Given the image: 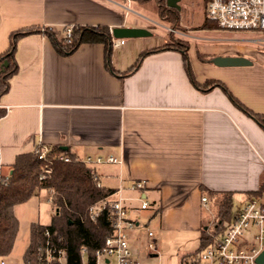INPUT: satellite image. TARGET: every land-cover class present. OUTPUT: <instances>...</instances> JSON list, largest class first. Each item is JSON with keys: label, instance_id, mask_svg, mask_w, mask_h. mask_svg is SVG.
Instances as JSON below:
<instances>
[{"label": "crops", "instance_id": "1", "mask_svg": "<svg viewBox=\"0 0 264 264\" xmlns=\"http://www.w3.org/2000/svg\"><path fill=\"white\" fill-rule=\"evenodd\" d=\"M124 8L128 10L121 0H0V55L8 50L12 32L34 30L17 39L16 70L0 94V172L9 174L18 154L41 145L66 146L79 158L112 155L120 162L102 163L94 170L100 184L121 187L130 215L137 216L127 237H137L141 212L153 209L158 234L178 235L179 244L170 253L163 251L164 238L148 229L151 257L169 263L182 250L178 259L185 264L200 246L202 230H209L211 221L202 216L203 207L210 205L208 192L231 191L233 198L239 195V206L245 192L264 183V126L220 86L205 91L196 87L185 71L184 52L153 50L163 46L165 37L128 23ZM70 24L140 26L152 33L121 38L106 61L102 43L83 42L70 53L58 51L45 28L60 38ZM144 51L151 52L130 71ZM201 55L242 56L250 64L220 67ZM187 62L198 82L219 80L247 109L264 115V50L244 45L197 53L188 49ZM134 180L144 181L141 191L129 189ZM48 195L47 189H39L14 206L18 231L0 264H24L30 225L49 224L54 213ZM138 197L149 206L135 213ZM47 203L49 221L44 220ZM187 232L193 233L190 245L188 236L181 235ZM196 241L195 249L183 251Z\"/></svg>", "mask_w": 264, "mask_h": 264}, {"label": "trees", "instance_id": "2", "mask_svg": "<svg viewBox=\"0 0 264 264\" xmlns=\"http://www.w3.org/2000/svg\"><path fill=\"white\" fill-rule=\"evenodd\" d=\"M144 2L146 0H133ZM205 1V5L207 0ZM157 10L161 17H165L173 27L177 24L175 9L167 7L164 3L158 4ZM202 23V28H216L217 25L207 18ZM218 28V27H217ZM64 27L62 28V31ZM33 29L18 30L11 33L10 45L6 52L0 55V63L7 60L8 66L3 70L0 66V94L8 87V78L16 70L13 61V52L17 39ZM45 33L50 37L59 52L66 54L75 50L81 43H102L105 47L106 61L111 54V34L108 25H73L71 40L64 42L63 35L57 38L52 30L45 28ZM188 43L184 46L163 45L159 48H175L184 52V68L190 81L200 90L205 91L210 86H220L241 110L252 116L260 125L264 126V115L254 113L239 102L219 80H206L203 83L195 79L193 70L187 62ZM152 51V50H151ZM151 51L142 52L136 59L130 71L135 69L141 59ZM109 66V62H106ZM4 111L0 109V116ZM36 146L32 151L20 153L15 157L11 172L4 183H0V256H7L13 249L18 231V218L14 214V206L28 200L39 189H52L51 203L54 208L49 224L38 222L30 225L29 243L25 248L22 258L24 264H41L37 256V246L50 243L64 248L68 263L80 262V249L86 248L88 257L92 260L96 249L100 248L107 236L113 233L111 216L104 208L95 220H90L88 209L90 206L113 193L115 188L100 184L93 175L94 167L82 162L77 155L69 149L59 146L48 147L46 160L38 158ZM68 156V160L58 159V155ZM48 164L49 172L43 178L39 177L43 166ZM210 206L213 207L216 220L209 226V230H202L198 252L210 238V233L220 232L224 224L231 220L234 214L233 192L209 191ZM264 193V183L257 191H247L244 197H257ZM206 224L208 222H205ZM48 229L50 236L46 237L44 231Z\"/></svg>", "mask_w": 264, "mask_h": 264}, {"label": "built area", "instance_id": "3", "mask_svg": "<svg viewBox=\"0 0 264 264\" xmlns=\"http://www.w3.org/2000/svg\"><path fill=\"white\" fill-rule=\"evenodd\" d=\"M205 13L206 18L220 29L264 33V0H207ZM72 28V24L64 26L62 35L66 43L71 40ZM109 30L111 47L119 46L121 38L113 37L112 28ZM253 40L264 42V37ZM47 151L48 147L44 145L36 148L38 158L42 160H46ZM58 159L67 161L69 158L59 154ZM79 159L92 167L102 163L120 162L112 155L106 157L88 155ZM92 171L94 177L98 178L95 170ZM47 172L49 167L45 164L39 177L43 178ZM7 179L8 174L0 172V183H5ZM97 185H100L99 181ZM143 187V180H134L129 185V189L135 191H141ZM52 193V189H49L50 202ZM138 200L139 206L133 209L135 213L149 206L145 198L138 197ZM124 201L121 187H118L113 193L89 207L90 220H95L104 208L108 210L113 233L105 238L100 248L95 250L92 260L88 257L86 248L81 247L80 262L76 264H140L132 257L127 240V230L136 226L137 216L130 215V209ZM201 202L206 206V197L203 196ZM44 234L49 238L48 229ZM148 234L152 235V232L149 231ZM148 245L152 247L153 243L149 242ZM262 251H264V193L243 200L234 211L231 220L224 224L223 230L210 233V238L204 247L190 255L185 264H259L256 258ZM36 252L41 264H74L67 262L64 248L57 247L48 239L37 246Z\"/></svg>", "mask_w": 264, "mask_h": 264}, {"label": "rangeland", "instance_id": "4", "mask_svg": "<svg viewBox=\"0 0 264 264\" xmlns=\"http://www.w3.org/2000/svg\"><path fill=\"white\" fill-rule=\"evenodd\" d=\"M126 7L123 10V13L126 14L127 22L147 26L151 31L156 34L162 35L165 37L166 42L163 45H177L184 46L188 43V49L194 50L196 53L202 51L203 48H208L210 50L217 49L221 46L227 45H244L255 50H264V43L259 41H248L243 39L258 37H264V33H257L253 31H243V30H226L220 28H202L201 25L206 20V5L204 0H179V9H175L177 24L171 26L170 22L165 17L159 15L157 6L158 4H165V0H146L144 2H136L133 0H121ZM166 5V4H165ZM159 40V39H158ZM261 44V45H260ZM202 57V55H201ZM211 57L204 56L202 59L209 60ZM211 63V62H210ZM240 199L239 195H234L233 205L234 209L238 206ZM139 206V202H137ZM45 206V221H49L50 217L48 216L47 208L50 207V203L44 204ZM54 211V209H53ZM202 216L206 221H211L209 225H212L215 220V213L213 207L210 205L203 207ZM157 215L153 213V209L144 210L140 214V225L136 229L135 233L137 237L128 236V241L130 244L136 243L137 247L133 248L130 246L132 256L139 261L140 264H181L178 259L179 254L183 253L182 250H179L176 256L172 257V262L164 263L158 262L157 257H151V252L153 248H149L147 245L146 232L148 229L153 230L155 236L159 235L161 238H164L162 242V250L167 252L174 251L172 248L177 247L179 240L177 237H171V235H166L165 233L158 234L157 224ZM134 233V234H135ZM182 236H188L189 245L191 242V236L193 233H182ZM152 237L151 240L156 242V238ZM174 238L175 241H171ZM173 242V243H172ZM172 243V244H171ZM198 241L195 242L194 246H187L190 251L197 247ZM181 247V246H180ZM23 262V261H22Z\"/></svg>", "mask_w": 264, "mask_h": 264}, {"label": "water", "instance_id": "5", "mask_svg": "<svg viewBox=\"0 0 264 264\" xmlns=\"http://www.w3.org/2000/svg\"><path fill=\"white\" fill-rule=\"evenodd\" d=\"M179 0H165V4L169 8L179 9ZM112 36L115 38H134V37H144L151 35V31L145 27L140 26H114L111 30ZM212 64L216 66H240L250 64V61L242 56H221L216 55L211 57L209 60ZM8 66L7 60H3L1 63V69L3 70ZM61 149H66V146H61ZM256 262L259 264L264 263V251H262L256 258Z\"/></svg>", "mask_w": 264, "mask_h": 264}]
</instances>
